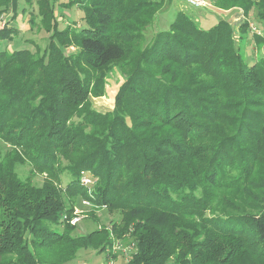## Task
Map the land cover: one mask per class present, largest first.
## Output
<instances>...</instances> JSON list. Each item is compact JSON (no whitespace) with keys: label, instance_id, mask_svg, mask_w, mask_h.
Segmentation results:
<instances>
[{"label":"trees","instance_id":"16d2710c","mask_svg":"<svg viewBox=\"0 0 264 264\" xmlns=\"http://www.w3.org/2000/svg\"><path fill=\"white\" fill-rule=\"evenodd\" d=\"M18 1L48 42L0 28V264L107 259L126 235L125 264H264V32L249 33L264 0H207L240 10L236 27L176 9L148 39L169 0H68L84 25L62 28L50 0H0V17ZM247 40L263 53L248 60ZM114 70V107L97 110ZM81 199L118 220L72 233Z\"/></svg>","mask_w":264,"mask_h":264},{"label":"rangeland","instance_id":"374dc122","mask_svg":"<svg viewBox=\"0 0 264 264\" xmlns=\"http://www.w3.org/2000/svg\"><path fill=\"white\" fill-rule=\"evenodd\" d=\"M53 5H55L56 10H58L59 13H57L56 17L59 20V27L62 28L64 26V23L66 22H75L76 26H83L84 23L81 20V17L83 15L82 11L78 9L76 6H70L66 8H60L61 2H67L68 0H50ZM205 5H193L188 0H169L165 2V11L162 13L157 20H155L151 26L147 29L146 38H150V36L153 35V32L164 29L166 27V22H168L174 13L176 9H184L189 14L194 15L197 19V24L201 28H208L209 26L213 25L217 20V18L224 17V18H230L235 25V27L241 22L242 19V12L237 9L232 10H222L218 9L216 7H213V5L208 2L207 0H202ZM25 5L22 1H18V3L14 4V7L11 11H8L7 14L2 15L0 17V28L4 25L5 22H8L10 25H13L20 29V35L18 37V41L23 43L22 39H31L33 43L39 45L41 48H43L47 42H48V34L44 32L43 30L36 29V28H30L28 25V14H23V8ZM36 6H34L33 9H35ZM12 11H15V13H18L17 19L10 21L9 18L12 15ZM36 13V12H35ZM250 23V30L249 33L252 32H264V27L262 28V25L255 20L249 21ZM254 26V30L252 27ZM252 26V27H251ZM235 38L237 37V31L235 29ZM249 40L244 43V46H242V50L246 58L249 60L250 57L254 58L255 55L262 54L263 50L262 48L257 49L254 48L253 43L248 42ZM23 46V44H22ZM1 48L5 47V44L2 43L0 45ZM21 47V46H20ZM10 50V47H9ZM67 51L73 50V48H67ZM106 84L104 85V93L103 95L99 97H90L91 104L93 108L97 110H112L114 107V97L118 90V86L122 82V76L120 73H118L116 70L109 73L105 79ZM8 146L6 144H3L0 142V151L7 150ZM29 166L26 165H20L16 168V171L18 175L21 178H24L28 174ZM43 175L40 176V174H36L32 181L34 185H40L42 182ZM65 184V179L63 181V185ZM74 210H77L78 214H80V220L76 221V226L72 233L74 234H84L88 233L89 231L99 227L100 225H107L110 220H118L119 214L117 212L109 213L105 208H96L93 204L90 202L84 203L83 199L80 200V202H76L73 206ZM73 210V212H74ZM72 212V217H74V213ZM208 215L210 212H206ZM92 214V215H91ZM92 216H95L96 218H92ZM70 219V220H71ZM131 236L126 235L120 243L114 241V244H112V250L111 253L113 255L116 254V257L113 258L112 256H108L112 264H125L127 260V254L131 251ZM109 260V261H110ZM63 264H106V258L104 255V252H96L93 250H78L75 258L72 259V261L65 262Z\"/></svg>","mask_w":264,"mask_h":264},{"label":"built area","instance_id":"2783aa9c","mask_svg":"<svg viewBox=\"0 0 264 264\" xmlns=\"http://www.w3.org/2000/svg\"><path fill=\"white\" fill-rule=\"evenodd\" d=\"M188 1H190L193 5H198V6L205 5L202 0H188ZM252 29L253 30L255 29L254 26L252 27ZM256 33H258V32H256ZM82 180H83V182L85 184L89 183V180L87 178H85V177H83ZM83 202L86 203V200H83ZM73 213H74V217H72V219L70 220V223L71 224H76V221L80 220V214H78L77 210H74ZM63 218H65V216H63ZM109 260H110L109 258L106 259V264H112L111 261H113V260H110V261Z\"/></svg>","mask_w":264,"mask_h":264}]
</instances>
